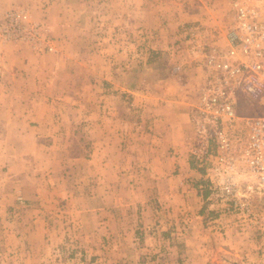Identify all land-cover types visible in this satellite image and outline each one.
Wrapping results in <instances>:
<instances>
[{"label":"crops","instance_id":"crops-1","mask_svg":"<svg viewBox=\"0 0 264 264\" xmlns=\"http://www.w3.org/2000/svg\"><path fill=\"white\" fill-rule=\"evenodd\" d=\"M112 1L119 9L115 26L96 23L103 5ZM167 1L172 0H0V18L13 8L24 20L49 24L55 38L49 52L0 40V212L17 207L20 212L19 219H1L7 227L3 250L21 255L11 243L23 242L25 252H36V263L50 264L49 253L57 251L53 241H79L75 256L56 252L55 264H264V216L249 215L245 223L257 224L252 231L234 219L222 220L214 210L209 215L211 202L189 159L199 74L197 79L183 75L195 71L184 69L185 61L172 50L175 18L220 26L216 20L230 15V0H205L225 6L213 12L193 4L200 0H181L189 3L179 13ZM144 28L154 37H135ZM98 31L131 34L125 57L130 67L123 71L125 63L102 49L100 60L80 57L78 47L88 49ZM201 38L204 47L215 44L214 35L204 32ZM58 48L60 55H53ZM142 50L151 69L146 87L137 82L135 68ZM196 59L200 56L193 54L185 64ZM94 61L99 70L92 68ZM159 61L162 75L156 72ZM67 64L73 71L60 74ZM76 65L87 72L78 73ZM171 65L182 66L175 72ZM61 78L71 83L68 104L55 100ZM78 95L85 97L84 105ZM61 111L69 121H59ZM34 159L43 161L41 168L29 167ZM51 177L64 185H54ZM52 190L61 201L47 204L41 197L54 196ZM27 191L36 199L28 216L22 215ZM245 203L251 212L252 204ZM60 204L70 212L63 220L43 215Z\"/></svg>","mask_w":264,"mask_h":264},{"label":"built area","instance_id":"built-area-1","mask_svg":"<svg viewBox=\"0 0 264 264\" xmlns=\"http://www.w3.org/2000/svg\"><path fill=\"white\" fill-rule=\"evenodd\" d=\"M230 5L226 47L224 50L216 44L208 49L203 47L200 66L205 76L191 109L193 146L198 148L193 147L191 155L202 162L214 158L219 164H230L235 159L230 129L237 120L241 121L246 132L237 139L238 159L246 164L256 188L264 193V115L240 120L236 109L239 97L248 102L264 97V0H230ZM0 40L23 42L37 50H54L48 28L40 22L24 20L13 8L0 18ZM224 170L219 167L212 170L220 179L217 187L221 199H230L234 209L247 212L248 204L238 200L233 177H225Z\"/></svg>","mask_w":264,"mask_h":264},{"label":"rangeland","instance_id":"rangeland-1","mask_svg":"<svg viewBox=\"0 0 264 264\" xmlns=\"http://www.w3.org/2000/svg\"><path fill=\"white\" fill-rule=\"evenodd\" d=\"M114 1L112 2H106L105 5H103V10L104 13H99L98 15H96V23H105V21H107L108 25L110 27H114L115 25V20L117 19V12L119 11V9L117 8V6L114 5ZM164 3V2H162ZM169 7H171V10H176V13H179L182 11V4H188L189 2H183L181 0H172V1H167L165 2ZM193 3V2H190ZM158 4H161L160 2H158ZM194 5H206V9L210 12L213 11H217V10H223L225 8V6L223 5H219L218 2H210V1H205V0H200V2H195L193 3ZM214 5V6H213ZM192 6V5H191ZM203 8V7H202ZM205 10V9H204ZM210 14V13H208ZM207 15V14H204ZM226 20L224 19H220V20H216L220 22V26L215 25V23L211 25H207V24H201L198 20L196 21H181L182 19H180L179 17L175 18L174 20V25L176 27V33H174L173 35V52L174 56H176V58L179 60H183L186 62L187 58L190 57L191 55L195 54V55H199L200 59H196V63L192 64L190 66H187L185 63L184 65V69H191L194 70V75H191V71L189 70L188 72H186L187 74L183 75H188L190 77H194V79L198 78V82L196 84V86L198 87L201 84V79L203 76H205L204 74V70L201 68L200 66V60H203V56L205 50L203 49L204 46L208 45L206 43H204L201 39V35L204 32H207L208 36L211 34L212 36L214 35V38L212 41H214V43L218 46V48H220L221 50H224V48L226 47V42H225V36H226V30L227 27L230 23V15L227 12V16H226ZM213 19V17H210L207 19V21H211ZM31 21H35L34 19H30ZM36 22V21H35ZM41 23V22H40ZM42 24L44 26H46L48 28V34H49V39L51 41V38L54 40L55 38L53 37L52 33H51V27L49 26V24H45L42 22ZM217 26V27H216ZM151 34V37H154V34L150 33L147 31V29H141V31L135 36L137 38H139L141 40V38H143V40H147L148 36ZM97 36H95L94 34V40L92 42H90V44H88V49H86L84 47V44L81 47H78V54L80 55V57H85V58H89L88 60H100L99 57V50H105L109 53V57H114V54H116V58L117 60H121L122 62L125 63V65L123 64V71L128 67H130V60H125V57L127 58L130 55V38H131V34L130 33H126V32H110V33H105V32H100L98 31V33L96 34ZM88 39V36L86 34H83V39ZM106 38V41H103V39ZM89 40V39H88ZM116 40V41H115ZM206 42V40H205ZM184 44H188V45H184ZM198 44H202L200 45L201 47L198 46ZM141 45V44H140ZM139 45V46H140ZM183 45V47H182ZM120 46V47H118ZM58 47V46H57ZM90 48V49H89ZM118 48V49H117ZM199 48H202L201 50H199ZM205 49H208L207 47H204ZM60 48H58V51L56 53H54L53 55H60ZM45 52H48L46 50H44ZM59 52V54H58ZM62 53V51H61ZM141 59H140V63H137L139 66H135V68H138V80L137 82L140 83V87H146V84L148 82V77L150 75L151 69H149V67L146 64L147 61V57H148V52L147 50H142L141 51ZM63 59V58H62ZM160 59V58H159ZM158 59V60H159ZM164 64L162 62L159 61V66L156 67V72L157 75H162V72L164 70ZM92 68L95 70H99V67L96 63V61H94L91 64ZM174 67V71L177 72L178 68H180V66L182 65H171L170 66V70L172 71L171 67ZM70 67H73V65H69L67 64V67L64 69L62 67L63 71H60V74H63L66 70V72H71L73 71ZM111 65L107 66L108 71H111ZM117 66H115L114 68H116ZM67 68H70L67 70ZM78 73L80 74H84V72H87L84 68L83 65H76L75 68ZM173 73V72H172ZM199 74V77H197ZM197 77V78H196ZM63 78H61L60 81V86H61V91L58 92V94H60V96H55V100L58 101L59 103H61L62 101H65L68 104V89H69V83L66 79L62 80ZM95 82V86L98 89H101V82L99 81H94ZM64 85H63V84ZM121 83V81H120ZM128 83V85H130L131 82H126ZM68 84V85H67ZM79 85L76 86V89H78V86H82L81 82L78 83ZM64 86V87H63ZM63 88V89H62ZM71 89V88H70ZM71 93V92H70ZM67 96V97H65ZM78 97L80 99H84L81 102V105L85 104V97L78 95ZM197 101V98H196ZM195 103V102H194ZM193 103V104H194ZM193 106V105H191ZM236 109H237V115L239 116L240 120L243 117H258V116H263L264 115V97L255 100V101H251L248 102L247 100H245V98L243 97H239L237 98V105H236ZM59 115V121H61L60 117H63L64 121L67 122L69 121L67 118V113L66 112H60ZM64 131H67V129H64ZM246 129L244 127V124L237 120V123L233 125V127L230 129V134L231 137H233V150L232 151V155L235 157L234 160L230 161V164H225L223 162V164H219L214 158L208 159L205 162H202L200 160H197L193 155H191V152L189 154V159L191 161V164L193 166V168L199 173L200 175V185H201V191L203 193H205L204 191H206L207 193L205 194L207 196V200L209 202H211V206L210 208V213L209 215H212L216 212V214L220 215L222 220H226V219H234V221H237L238 224L240 225V227H248L250 228V230L252 229V231H255V228L257 224H246L245 222L248 221V217L251 214H257V215H262L264 216V193L261 192L259 189L256 188V183L254 180V177L250 174V171L248 169V167L246 166V164L241 160L238 159V156H240V154L238 153V142L237 139L238 137H243V134H245ZM80 147V146H79ZM196 149L198 148V146H194ZM211 149H214L213 145L209 146ZM91 148V147H90ZM76 150V152L79 150L83 153V149L80 147L78 149V146L76 148H74ZM31 163V165H30ZM29 163V167H31L32 169H38L41 168L43 165V161L41 160H37L34 159L33 161H31ZM216 167H219L220 170H224L223 173L225 174L224 176H230L231 178L233 177V181L235 182L236 186H237V197L238 200L242 201V202H248L249 204H252V211L251 212H246L245 210H237L234 209L232 201H230V199H221L220 195V189L218 186L220 179L219 176L213 175L212 170L215 169ZM50 179L52 180H56L57 182L54 185H60L61 181L58 177H51ZM29 180L32 182L33 178H29ZM63 183H67L65 180ZM50 185V183H49ZM61 185H64L61 183ZM216 188V189H215ZM51 193H54V196H45V197H41V200H44L45 203H55L56 201H61V196L56 194L53 190L51 191ZM25 199H27V201L29 202L26 206V204L24 203V205L22 204V206H24L22 215H26L28 216L31 212L29 210V205H31L32 202H34L36 199L35 197H33L32 192H25ZM54 200V201H53ZM27 208V209H25ZM17 210H12V212L10 211H5V212H0V264H38L34 261L35 256H36V252H32L29 249L28 253L25 252V244L22 243H18V246L16 243L12 242V250L18 249L20 248L21 251V255L20 253L18 254L15 251H7V249L3 250V230L7 229V227L3 226V221H1L2 218H4V220H8L9 218H16L19 219L20 216V212H19V207L16 208ZM66 210L63 209L62 204L59 205V209L55 208L53 209L52 207L48 210H51V212L49 211H44L43 215L47 216V214L49 215H53V217H55L58 220H63L64 216L66 215H70V212L67 210V208L65 207ZM67 212H64V211ZM215 212H214V211ZM48 215V216H49ZM162 215V213H161ZM50 218V216H49ZM51 219V218H50ZM62 223V227L63 229L66 228V226L64 225V221H61ZM15 224V223H14ZM15 226L17 227V225H13V229H15ZM60 226V229H61ZM14 244V245H13ZM80 242L79 241H67V242H62V241H53V247L54 250H57L56 252L58 253L57 256L59 255V257H64L67 256V258L71 257V253L74 255L79 251V247H80ZM60 247H63V249H61ZM65 248H68L67 250ZM213 249V250H212ZM211 251H214V253H216L217 259L220 258L219 256V251L215 246H211ZM18 251V252H20ZM56 252L53 253H49L47 260L51 263H57L56 260ZM17 253V256L15 255ZM47 253V252H46ZM45 253V254H46ZM53 254V255H50ZM75 256V255H74ZM43 258V257H42ZM58 258V257H57ZM61 258V259H62ZM212 258V257H211ZM91 257L89 256L88 258H86V261L90 260ZM40 260V259H39ZM40 262V261H39ZM70 262V260H69ZM50 263V264H51Z\"/></svg>","mask_w":264,"mask_h":264},{"label":"trees","instance_id":"trees-1","mask_svg":"<svg viewBox=\"0 0 264 264\" xmlns=\"http://www.w3.org/2000/svg\"><path fill=\"white\" fill-rule=\"evenodd\" d=\"M205 193H207L206 191H204Z\"/></svg>","mask_w":264,"mask_h":264}]
</instances>
